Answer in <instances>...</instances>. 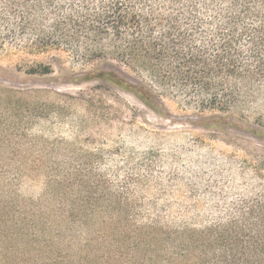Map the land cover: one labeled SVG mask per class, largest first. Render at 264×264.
Masks as SVG:
<instances>
[{
	"label": "trees",
	"instance_id": "trees-1",
	"mask_svg": "<svg viewBox=\"0 0 264 264\" xmlns=\"http://www.w3.org/2000/svg\"><path fill=\"white\" fill-rule=\"evenodd\" d=\"M28 50L111 59L197 107L264 99V0H26ZM43 74L50 68H43ZM151 106L155 94L134 88ZM25 93L0 87V264H264V193L203 228L142 222L126 186L90 163L46 160ZM27 113V114H26ZM46 190L24 198V175ZM104 202L102 206L95 203Z\"/></svg>",
	"mask_w": 264,
	"mask_h": 264
},
{
	"label": "rangeland",
	"instance_id": "rangeland-1",
	"mask_svg": "<svg viewBox=\"0 0 264 264\" xmlns=\"http://www.w3.org/2000/svg\"><path fill=\"white\" fill-rule=\"evenodd\" d=\"M12 4L26 0H0V87L39 107L32 135L46 160L87 162L115 189L127 186L142 222L203 228L264 193V99L203 110L195 96L166 92L114 60L28 50ZM142 86L155 94L151 106L136 94ZM19 190L39 198L46 179L25 174Z\"/></svg>",
	"mask_w": 264,
	"mask_h": 264
}]
</instances>
